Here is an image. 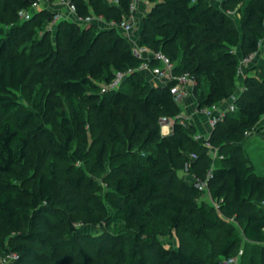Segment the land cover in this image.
<instances>
[{"label":"trees","instance_id":"16d2710c","mask_svg":"<svg viewBox=\"0 0 264 264\" xmlns=\"http://www.w3.org/2000/svg\"><path fill=\"white\" fill-rule=\"evenodd\" d=\"M32 1L0 0L3 252H15L20 261L34 257L37 264H206L191 246L163 243L164 232L153 223L162 214L169 231L210 244L213 255L208 254V264H228L242 239L264 243V172L256 171L239 145L264 115V77L243 78V89L233 102L235 110L225 113L204 144L194 139L193 124L180 122V108L169 84L149 85L141 72H133L118 89L100 92V85L115 71L136 67L141 61L117 28L99 29L62 19L53 40L46 27L55 13L47 7L34 10L29 19H18V12L29 9ZM70 1L77 15L95 14L108 24L121 21L132 0ZM149 2L153 4L143 17L138 45L168 56L174 74L187 72L194 77L199 109L230 98L240 57L257 51L264 42V0H222L221 7L205 0ZM228 10L238 13L239 19L234 21ZM27 83L30 95L39 91L33 108L18 96ZM89 112L91 119L85 116ZM161 116L174 119L167 135L160 134ZM91 127L100 135L91 138ZM139 132L141 140L133 150L130 141ZM36 135L44 140L43 156L72 166L68 170L76 176L66 173L65 177L76 189L94 188L95 181L73 163L92 160V174L105 168L107 158L117 159L101 195L68 206L77 209L84 224L102 228L99 236L111 261L94 258L77 247L79 233L69 216L64 221L66 230L53 229L48 222L45 213L52 212L43 203L50 199L51 175L40 173L37 191L17 183L29 137ZM112 142L121 144L114 156L108 154ZM210 146L218 154L213 166ZM186 166L197 178L211 170L208 190L212 198L223 199L218 208L196 200L200 188L195 183L179 181L176 189H164L162 177H177L176 172ZM222 214L233 216L240 230H232L233 224H227ZM115 221L123 224V232L111 237L107 228ZM214 231L219 233L216 238Z\"/></svg>","mask_w":264,"mask_h":264},{"label":"rangeland","instance_id":"374dc122","mask_svg":"<svg viewBox=\"0 0 264 264\" xmlns=\"http://www.w3.org/2000/svg\"><path fill=\"white\" fill-rule=\"evenodd\" d=\"M205 1L216 7H221L222 0ZM152 4L153 3L149 2V0H136L135 9L131 12H128V14L124 16V19L132 23L131 31L129 33H125L117 28V31L125 38V43L127 45L129 44V46L132 48L135 45H138L137 42L144 27L143 17L150 9ZM42 6L47 7L54 13L60 15L56 20L52 18V20L46 27V29L50 31L51 36L54 40L57 23L65 17H69L68 12L63 7H59V5L57 6L55 2H42L40 7ZM232 17L234 21H237L239 19V14L233 12ZM19 18L20 16L18 17V19ZM68 20H72V18H69ZM8 23L10 24V22ZM77 23L81 26H90L91 24H94L99 29L112 28L109 24H107L103 17L97 16L95 14L92 15V19L88 23ZM241 71L242 73L240 75H237L236 88L234 93L232 94L235 98L243 89V78L246 75L264 77L263 41L260 42V46L256 55L242 67ZM142 74L144 75L143 80H145L149 85H156L158 81H162V79H153L151 76H148L145 73ZM28 86V83L25 84L24 87L18 92V96L26 106H28L29 108H33L39 91H35L32 95H30ZM194 86L192 87L189 95L179 104L180 112L178 116L183 123L193 124L196 128L195 133L200 134L201 138L204 139L207 138V135H203L202 133H200V130H207V128H209L208 119L202 116L199 108L197 107V92L199 88L197 87L196 89H194ZM124 89H127V91L130 90L127 85H124ZM228 102L229 98L222 101V103L219 105L220 109L224 108L225 104H227ZM82 107L84 109H88L89 105L87 103H83ZM85 116L89 117L90 112L88 114H85ZM89 118L91 119V116ZM158 124L161 128L159 119ZM55 132L57 133V130H55ZM170 132L171 131H169L168 133L160 134L167 135ZM90 135L91 138H95L99 136L100 133L91 127ZM141 136L142 134L140 132L133 135L132 140L130 141V145L133 150H136V148L138 147ZM239 145L242 148L244 157H246V159L254 165L256 171L264 172V116H262L259 123L247 133V136ZM118 148H121L120 143H110L108 154L114 156L115 150H117ZM43 149L44 140L41 135L29 137L27 153L25 158L23 159V164L20 170L21 172H19L20 179L17 183L22 187H26L32 191H37V180L40 173L45 172L46 174L51 175L50 199L43 203V205L48 206L52 212L51 214L45 213L48 222L51 224L53 229L66 230L67 227L64 224V221L66 216H69V218L73 220V226L76 228V232L79 233V235H77V237L75 238L77 247L83 248L94 258L98 257L100 260L103 258H107L109 261H111V257L106 250V248L108 247L105 241L102 240L101 236H99L101 231H103L102 228L84 224L81 221V214L77 211V209L71 210L68 208V206L72 203H79L84 201L85 199L92 198L93 196L101 195L106 190V184L109 179L108 177L111 176L110 173L112 172L113 166L116 164L117 159H112L111 157L107 158L105 168H103L102 170H98L92 174L89 172V167H91L93 164L92 160L89 161V163H73V166H77L80 171L84 170L85 172L89 173L95 181L94 188L76 189L69 185L65 177L66 173H70L73 176H76L75 173L68 170V168L72 166L60 159L43 156ZM208 154L211 158V166H213L216 162L215 160L218 154L216 153L215 148L211 146L209 147ZM67 170L69 172H67ZM176 174L177 177H174L172 175H164L162 177L161 181L165 187L164 189L168 188V186L176 189L178 187L179 181L194 183V175L190 170V166H186L184 170L177 171ZM208 194V188H201L200 195L198 198H196V200H205L209 204H212ZM222 216L227 224L228 222L233 224V227H230L232 228V230L237 232L240 230V224L234 219L233 216L226 217L223 214ZM153 223L158 226V228H160L162 232H164V235L160 237L163 240L164 244L169 247H177L180 243L188 247L191 246L199 255L204 256L206 264H208V257L211 256L208 254H212L210 244L206 246L200 241L190 238L187 234H183L175 230L169 231L166 225L165 214L154 218ZM122 227L123 224L120 221H115L107 228V232L112 235L111 237H116L123 232L121 231ZM217 234L219 233L214 231L212 233V237L216 238V236H218ZM6 246L9 247L7 243ZM112 248H114V246H112ZM11 252L15 253L13 251ZM217 258L223 261L222 257ZM234 258L235 260L228 264H264V243H245V240L242 239L237 251V255L234 256ZM0 264H37V260L34 257H26L20 261L19 257H11L8 253H4L2 248L0 247Z\"/></svg>","mask_w":264,"mask_h":264},{"label":"built area","instance_id":"2783aa9c","mask_svg":"<svg viewBox=\"0 0 264 264\" xmlns=\"http://www.w3.org/2000/svg\"><path fill=\"white\" fill-rule=\"evenodd\" d=\"M47 0H33L29 9H21L18 14L21 19H29L33 14V11L38 9L42 2H46ZM118 0H109V2L117 3ZM57 2L66 8L69 17H65L64 19H71L77 21L79 23H88L92 19V15L81 17L77 15L75 5L70 0H57ZM136 0H132L129 5V12L135 9ZM234 11L228 10L227 13L233 15ZM60 15L55 13L53 19L56 20ZM111 27L119 28L121 31L125 33H129L132 29V23L127 21L126 19H122L119 22L110 21L108 23ZM260 46V43H259ZM259 48V47H258ZM132 52L137 57L141 58V61L136 67H128L126 69H121L115 71L113 77L108 81L104 82L100 85V92L105 93L111 90H116L120 87L122 82L133 72H148L152 78L155 79H162L164 81V85L169 84V92L174 100V102L179 105L191 92L192 87L195 85V79L189 73H180L174 74L172 69L174 67L173 62L169 59L161 51H153L145 46L135 45L132 48ZM257 51L248 53L239 59V66H238V75L242 73V67L247 64L255 55ZM234 99L235 97L232 95L229 98V102L225 104L224 108L220 109V104H212L208 107L200 108L201 114L205 115L208 119L209 126L213 128L218 122L222 121L225 113L228 111L235 110L234 106ZM159 122L161 124V133L163 134V130L166 127V133L169 132V129L172 127L174 123V119L167 118L165 116H161L159 118ZM182 123V121L180 120ZM194 139L199 141H204V144H207L205 141L206 138H201L200 134L195 133ZM194 157V155H192ZM211 176V170L206 172L204 178H197L194 176L193 182L197 185L200 189L201 188H208V179ZM209 192V190H208ZM209 197L212 202V205L216 208L219 207L220 203H222L223 199H215L212 198L209 192ZM264 204V200L262 201ZM11 257L17 258L18 255L16 253H8ZM235 260L234 257H230L227 259V263H231Z\"/></svg>","mask_w":264,"mask_h":264},{"label":"crops","instance_id":"0c3cea01","mask_svg":"<svg viewBox=\"0 0 264 264\" xmlns=\"http://www.w3.org/2000/svg\"><path fill=\"white\" fill-rule=\"evenodd\" d=\"M55 4H57V6L59 5V7H63L64 9H66L64 6H62V5H60L57 1H55ZM259 49V48H258ZM146 75H148V76H150L149 75V73L148 72H144ZM154 79V78H153ZM155 82V81H154ZM156 83V82H155ZM156 85H164V81L162 80V81H158L157 83H156ZM222 103V102H221ZM220 104V103H219ZM202 116L204 117V118H207L205 115H203L202 114ZM264 116V115H263ZM208 127L209 128H207V130L205 129V130H200V133H202L203 135H207L206 137H208V135H209V133H210V131H211V127L209 126V123H208ZM166 130H167V128L165 127L164 128V130H163V133H166ZM169 131H171V128L169 129Z\"/></svg>","mask_w":264,"mask_h":264}]
</instances>
